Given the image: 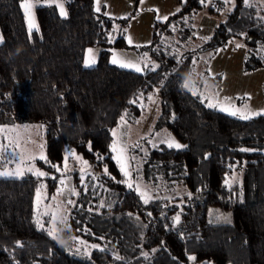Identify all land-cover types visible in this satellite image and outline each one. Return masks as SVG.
Listing matches in <instances>:
<instances>
[{
    "label": "trees",
    "instance_id": "obj_1",
    "mask_svg": "<svg viewBox=\"0 0 264 264\" xmlns=\"http://www.w3.org/2000/svg\"><path fill=\"white\" fill-rule=\"evenodd\" d=\"M20 2L0 0V124H43L47 162L40 164L56 177L46 180L50 192L60 177L52 165H61L65 154L75 151L95 167L107 166L103 182L116 200L95 215L86 217L87 210H79L74 232L105 242L109 250L95 248L90 255L77 256L35 222L34 197L41 178L29 173L0 177V264H264V115L242 120L205 106L183 87L180 72L167 73L165 64L137 73L110 64L103 49L94 66L84 67L85 48L108 46L113 26L112 18L94 9L93 0H64L67 18L54 5L38 6L39 30L31 33ZM249 2L251 7L243 0L227 6L225 19L204 47L216 49L244 37L243 67L255 69L264 67V14ZM205 5L206 0H184L180 11L158 24L170 31L178 17ZM209 10L216 12V5ZM152 38L157 40L156 29ZM123 41L119 37L115 42ZM155 89L160 100L151 132L152 127H166L187 147L151 149L146 177L161 171L162 178L181 181L192 194L166 209L168 200L153 198L145 205L133 189L117 182L124 177L108 147L110 129L117 127L120 115L127 111L126 120H136L144 112L140 94ZM134 99L137 103L130 104ZM234 171L241 181L229 188L225 179ZM210 208L230 209L231 223H210ZM175 213L181 216L179 224L172 219ZM141 248L155 251L145 259L136 252ZM115 254L123 259L116 260Z\"/></svg>",
    "mask_w": 264,
    "mask_h": 264
},
{
    "label": "rangeland",
    "instance_id": "obj_2",
    "mask_svg": "<svg viewBox=\"0 0 264 264\" xmlns=\"http://www.w3.org/2000/svg\"><path fill=\"white\" fill-rule=\"evenodd\" d=\"M183 2L184 0H143L142 3L141 0H99L101 9L99 12L104 15L107 13L106 16L113 19V26L115 25L117 27L114 31L112 26L108 34V41L110 43L108 46L94 45L85 48L83 66H94L103 49L108 50V61L110 64H113L111 60L114 53L117 54L118 59L130 61H136L147 53L146 62H148L149 67L142 72L151 70L152 66L155 64H158L159 67L165 64L167 73L179 71L182 78V85L187 82L189 86L186 89L191 93L192 90H195L197 92L195 96L207 107L208 103L212 102L217 104L216 107L212 108L218 111H221V107L230 108L234 106L236 108H242L245 105L253 111L264 110V67L255 69H245L243 67L247 50L244 37L232 38L225 45L216 49H206L204 45L209 40L206 41L201 39L202 37L212 36L216 25L225 19L226 7L231 6L234 0H230L227 5L223 3V0H206V5L198 12L187 13L174 20L169 26L170 31L161 28L162 25L158 23L165 21L163 19L165 16L169 17L177 12V9L181 8ZM253 2L258 5L259 11L264 14V0H254ZM212 4L216 5V12H211L209 10V6ZM53 5L55 6V4ZM221 5L223 7L219 8ZM96 6V0H93L94 9H96ZM57 11L60 14L58 8ZM155 29L157 40L153 42L152 37ZM0 35H2L1 31ZM119 37H122L124 40L122 44H117L115 42ZM129 38L131 39V44L128 42ZM230 41L231 43H229ZM236 43L243 46L236 48ZM90 48L93 50L92 53L88 52ZM217 49H221V51H217ZM169 58H173L175 62H168ZM86 60L90 61L88 66L85 65ZM177 60H179V62H177ZM193 60H195V63H193ZM183 63H185L186 66H182L184 65ZM113 65L120 67L119 64ZM141 67H143V65H141ZM125 69L134 70L132 68ZM148 96L152 97L151 101L148 100ZM225 98L228 99L225 100ZM159 100V89H155L153 92L143 95L142 97L140 96L138 104L140 107L141 103L143 104L141 108H143L144 112L136 120H127L128 124L122 130L127 132L125 139L130 145H139V147L135 149H129V154L135 156V160L131 161L133 181L137 179L136 169H139V182L151 186V199L160 198L164 200L167 198L165 199L168 200L165 203L166 209V207L171 206L173 203L180 205L183 197L189 193V188L181 181L162 178V172L158 170H156V176L150 175L153 177H146L145 168L151 169V164L148 161L150 150L159 145L167 146V144L160 143L162 139L171 138L178 141L166 127L155 129L152 127V132L150 129L151 127L148 129L146 128L147 123L152 126L154 122ZM221 112L229 115L227 111ZM232 117L239 118L238 116ZM0 126H7L9 128L15 127L22 134V148L27 150L22 165L25 169L23 175L28 173L34 175L32 172L27 171V168L33 165L35 168L48 174L44 177H40L41 180L36 188L34 197L35 222L36 219H39L40 222L44 224V228L48 230L52 227L51 215H44L43 213L49 206L54 208L56 204L61 203L66 198H71L75 206H66L65 216L66 219H68L66 224L68 226L57 222L55 232L56 239L65 245L68 252L77 256H87L84 254L85 250L91 253V251L95 249L91 247L93 244L99 245V248H108L109 250L105 242L103 243L97 240L91 241L86 235L74 232V221L77 220L79 210H87L85 214L86 217L95 215L100 212L102 208L109 207V205L112 206L116 200V195L112 189L103 182L105 166L95 167L91 162L81 156L84 160L88 161V171L100 178L94 181L91 176H86L82 183L79 172L81 163L76 161L71 155H68V169L71 171L65 174L69 177V186L75 187L76 190L80 192V195L69 197L66 191H64L63 195L57 193V189L61 188L59 183L61 173L57 187L53 192H50L46 180L48 177L53 179L54 173L49 172L40 164L47 162L43 124L39 122L16 121L3 123L0 124ZM25 126H27L26 129ZM157 133H159V136L156 135ZM149 141L152 142L149 143ZM0 143L7 145V140L0 137ZM179 143L184 145L181 142ZM41 145H43V148L40 147ZM14 151L18 152L20 149L14 150L9 146L6 152L0 154V170H15L19 162L18 158L14 162L5 163L13 157ZM41 152L46 157V160H41L39 158ZM76 154L79 155L78 153ZM28 155H34L36 159L29 161L27 159ZM59 166L63 171L64 160ZM227 179L230 184H234L241 181V175L234 171ZM84 185H87L86 191ZM38 188L40 189L39 203H37ZM53 197H56L55 201ZM174 198L179 199L173 200ZM101 203L104 204V207H100ZM89 209H91V211H89ZM177 214L178 213L173 214L172 219ZM217 214L227 216L232 221V211L230 209L220 210L217 208H210L208 211V217L213 221H216L215 217ZM46 216L49 218L48 222L45 221ZM76 226L80 227L79 224ZM84 226H87V224ZM83 232L87 233V231ZM81 241L84 243H81ZM77 249L80 251H77ZM136 252H141L142 254L148 253V256H150L152 250L141 248L140 251L136 250Z\"/></svg>",
    "mask_w": 264,
    "mask_h": 264
},
{
    "label": "snow or ice",
    "instance_id": "obj_3",
    "mask_svg": "<svg viewBox=\"0 0 264 264\" xmlns=\"http://www.w3.org/2000/svg\"><path fill=\"white\" fill-rule=\"evenodd\" d=\"M143 2V0H141V3ZM200 4H204L205 0H199ZM230 0H223V3L225 5L229 4ZM97 6H96V11L99 12L100 6H99V0H96ZM243 3L245 5V7H251L252 5L250 4L249 0H243ZM55 4L56 8L59 9L60 12V16L67 18L68 16V12L65 9V5L62 2V0H21L19 7L23 10V14H24V18L27 22V27H28V31L31 33V31L33 29H38V24L36 21V13H35V9L38 6H47V7H52V5ZM219 10V9H218ZM177 11H180L179 9H177ZM107 15V13H105ZM173 15H175V13H173ZM159 18V17H158ZM165 21L168 20V17L165 16L163 18ZM261 20H264V17L260 18ZM117 26H113L114 31L116 30ZM231 31V29L229 30ZM239 35H245V33H239ZM201 39L203 40H210L211 37H202ZM3 36L0 35V43H3ZM129 44H131V39L129 38ZM231 43V41L229 42ZM243 45L236 43L235 47L236 48H240ZM217 51H221V49H217ZM89 53H92L93 50L90 48L88 49ZM175 56V54H174ZM147 61V53L144 54L143 57L138 58L136 61H130V60H124V59H118L117 58V54H113L112 60L111 62L113 64H119L120 67H125V68H132L134 69L135 72L137 73H141L142 71H144V69H147L149 67V64ZM177 62H179V60H177ZM90 63V61L86 60L85 61V65L88 66ZM193 63H195V60H193ZM141 65H143V67H141ZM159 68L158 64H155L152 66L151 70L152 71H156ZM185 88H188V83L186 82L183 85ZM192 95H197V92L195 90H192ZM140 96H143V93L140 94ZM139 99V98H138ZM228 98H225V100H227ZM148 100L151 101L152 97L148 96ZM130 104H135L137 103V100H130L129 101ZM217 104L216 103H212L209 102L208 103V107L212 108V107H216ZM141 107H143V104L141 103ZM221 111H227L229 115L232 116H238L240 119L242 120H251L254 116H259L264 114V110H260V111H253L251 110L247 105H245L242 108H236V107H221L220 108ZM128 116L127 111H125L123 114L120 115L119 117V121H118V125L115 128L110 129V133H111V143L109 144V149H110V153H111V159L114 160L116 162V164L119 166V171L122 174V176L124 177V179L122 181H117L118 183H123L126 185L127 188L129 189H133L134 188V184H135V188L134 191L141 197V199L143 200L144 204L147 205L150 202L151 196H150V192H151V186L146 185V184H141L139 182V169H136V173H137V179L135 181H133L132 176H133V172L131 170V161L135 160V156L130 155L129 154V149L130 148H137L139 147L138 144L136 145H130L127 140L125 139V137L127 136V132L122 130L123 128H125L128 124V121L126 120V117ZM27 126H25L26 129ZM157 136H159V133L156 134ZM0 137H2V139L7 140V145L4 143H0V154L4 153L7 151V148L10 146L12 147L14 150L15 149H20V151L16 152L14 151V155L12 158H10L9 161L5 162V163H11L16 161V159H19V162L16 165V168L14 171L12 170H0V177H10V176H17V177H21L24 174L25 169L22 167L24 160H25V153H26V149L22 148V142H23V137L21 132L15 128H9L7 126H0ZM152 141H149V143H151ZM160 143H164L167 144L168 148H175L177 150L186 148V145H182L180 144L178 141H176L175 139H162L160 140ZM41 148H43V145L40 146ZM89 150H92V144L91 142L89 143ZM241 151H250V149L247 148H242L240 149ZM68 155H71L76 161H79L81 163V168L79 170L80 172V180L83 183L86 176H91V178L96 181L99 180L100 178L93 175L92 173H90L88 171V161L84 160L81 156L77 155L74 151L69 152L65 155L64 157V170L62 171L59 165H52V167H54L56 169L57 172L61 173V177L59 180V183L61 185V188L57 189V193L60 195H63L64 191H66L68 193V196H79L80 192H78L76 190L75 187H70L69 186V177L66 176V172L71 171L70 169H68ZM97 157L100 159H103V157L100 156L99 153H97ZM39 158L41 160H46V157L43 155V153L41 152ZM207 158V157H205ZM27 159L29 161H33L36 159V157L34 155H28ZM27 171L32 172L35 176L37 177H44L46 175H48L46 172L41 171L37 168L33 166H30L27 168ZM104 173L108 174V168L107 166L104 167ZM53 179H56V177H52ZM111 179L115 180V177H110ZM225 184L231 188V184L229 183L228 179H225ZM84 189L85 191L87 190V185H84ZM188 198L191 199L192 198V194L188 193ZM167 199V198H165ZM53 200H56V197H53ZM40 201V189H37V203H39ZM66 206H75L74 201L71 198H66L64 201H62L59 204H56L54 208H52L51 206H49L47 208V210L43 213L44 215H51V224L52 227L48 229L47 234L52 238V239H56V224L57 222H59L60 224H66L67 223V219L65 216V212H66ZM100 207H104V204L101 203ZM110 207V205H109ZM89 211H91V209H89ZM149 216H151L152 214L149 212L148 213ZM210 215H211V210H210ZM181 220V216L179 214L175 215L173 217V221L175 224H179ZM215 220L217 223L220 222H224V223H231V220L229 217L224 216L222 214H217L215 217ZM210 223L212 222V220L209 221ZM36 223L39 229H44V224L40 222L39 219H36ZM81 243H84L83 241H81ZM16 245L17 247H23V244L20 241H16ZM92 248H99V245L93 244L91 245ZM103 248H100V251H103ZM77 251H80L79 249H77ZM152 251H155V249H153ZM85 255H90V253H88L85 250ZM143 256L145 257V259L148 258V253H143ZM114 258L116 260H122L123 258L120 257L118 254L114 255ZM175 259V257L173 258ZM188 259L190 261H195L196 257L195 256H188Z\"/></svg>",
    "mask_w": 264,
    "mask_h": 264
},
{
    "label": "crops",
    "instance_id": "obj_4",
    "mask_svg": "<svg viewBox=\"0 0 264 264\" xmlns=\"http://www.w3.org/2000/svg\"><path fill=\"white\" fill-rule=\"evenodd\" d=\"M249 1H251V0H249ZM252 1H254V0H252ZM63 2H64V0H63ZM64 5H65V2H64ZM151 110H152V109H151ZM151 110H150V111H151ZM149 113H150V112H149ZM153 114H154V113H153ZM150 118H151V116H150ZM149 120H150V119H149ZM148 125H149V124L147 123V125H146V128H147V129H148L149 127H151V125H149V126H148Z\"/></svg>",
    "mask_w": 264,
    "mask_h": 264
}]
</instances>
